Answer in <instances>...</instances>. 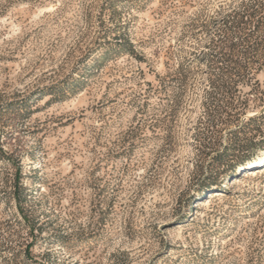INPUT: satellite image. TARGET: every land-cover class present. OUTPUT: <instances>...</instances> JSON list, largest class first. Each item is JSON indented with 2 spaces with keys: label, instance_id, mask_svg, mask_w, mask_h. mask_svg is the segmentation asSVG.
<instances>
[{
  "label": "rangeland",
  "instance_id": "rangeland-1",
  "mask_svg": "<svg viewBox=\"0 0 264 264\" xmlns=\"http://www.w3.org/2000/svg\"><path fill=\"white\" fill-rule=\"evenodd\" d=\"M253 2L0 0V264H264V63L202 55Z\"/></svg>",
  "mask_w": 264,
  "mask_h": 264
},
{
  "label": "trees",
  "instance_id": "trees-1",
  "mask_svg": "<svg viewBox=\"0 0 264 264\" xmlns=\"http://www.w3.org/2000/svg\"><path fill=\"white\" fill-rule=\"evenodd\" d=\"M213 21L217 26L209 37L207 53H202L210 58L208 73L214 77L209 78L211 85L216 78L228 74L243 79L251 66L264 63L258 58V51L264 48V0H254L243 11L226 14Z\"/></svg>",
  "mask_w": 264,
  "mask_h": 264
},
{
  "label": "bare ground",
  "instance_id": "bare-ground-1",
  "mask_svg": "<svg viewBox=\"0 0 264 264\" xmlns=\"http://www.w3.org/2000/svg\"><path fill=\"white\" fill-rule=\"evenodd\" d=\"M259 160H264V153L262 156H259Z\"/></svg>",
  "mask_w": 264,
  "mask_h": 264
}]
</instances>
